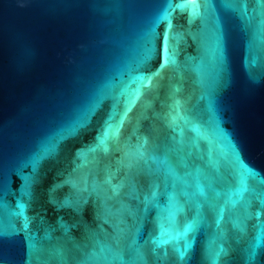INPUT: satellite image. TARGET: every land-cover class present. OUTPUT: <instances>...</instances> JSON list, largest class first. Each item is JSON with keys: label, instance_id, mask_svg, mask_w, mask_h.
I'll list each match as a JSON object with an SVG mask.
<instances>
[{"label": "water", "instance_id": "95a60500", "mask_svg": "<svg viewBox=\"0 0 264 264\" xmlns=\"http://www.w3.org/2000/svg\"><path fill=\"white\" fill-rule=\"evenodd\" d=\"M198 2L0 0V264H264V0Z\"/></svg>", "mask_w": 264, "mask_h": 264}, {"label": "snow or ice", "instance_id": "6c2138e0", "mask_svg": "<svg viewBox=\"0 0 264 264\" xmlns=\"http://www.w3.org/2000/svg\"><path fill=\"white\" fill-rule=\"evenodd\" d=\"M178 7H193V8H198L199 7V2L198 0H184V3L178 4ZM167 34L164 35L163 37V42H164V48H163V53H164V57H165V61L163 64H161V69L164 68V66L167 63ZM139 155L141 157H143L144 153L140 152ZM110 182V181H109ZM115 191V189H114ZM156 193H153V196H155ZM189 227H191V225H189ZM10 234L5 232L2 228H0V243H3L5 238L8 237Z\"/></svg>", "mask_w": 264, "mask_h": 264}]
</instances>
